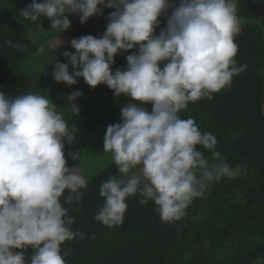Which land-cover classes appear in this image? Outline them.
I'll return each instance as SVG.
<instances>
[{
	"label": "clouds",
	"instance_id": "obj_1",
	"mask_svg": "<svg viewBox=\"0 0 264 264\" xmlns=\"http://www.w3.org/2000/svg\"><path fill=\"white\" fill-rule=\"evenodd\" d=\"M101 6L114 9L105 33L73 39L75 53L63 55L74 74L59 62L52 73L57 83L71 87L83 78L91 89L106 85L116 97L134 101L121 108L122 122L106 129L103 150L112 154L120 175L100 185L104 204L94 219L107 227L122 224L127 198L139 195L141 204L154 203L163 222L181 221L211 182L242 171L222 160L209 169L199 148L219 158L215 136L179 115L190 102L212 100L246 69L235 59L237 0H179L175 7L169 0H32L20 16L33 24L47 17L60 34L71 27L69 17L79 15L85 24L103 14ZM161 16H167V27L156 35ZM134 49L127 68L113 73L115 56ZM44 51L40 45L36 55ZM81 95L67 97L77 113L73 102ZM56 109L44 95L0 92V264H26L23 251L15 250L28 247L30 264H66L62 245L85 238L72 230L74 218L61 202H79L87 187L65 159V141L72 144L77 129Z\"/></svg>",
	"mask_w": 264,
	"mask_h": 264
},
{
	"label": "trees",
	"instance_id": "obj_2",
	"mask_svg": "<svg viewBox=\"0 0 264 264\" xmlns=\"http://www.w3.org/2000/svg\"><path fill=\"white\" fill-rule=\"evenodd\" d=\"M250 1L264 8V0ZM169 2L174 7L179 4V0ZM31 3L32 0H0V92L8 97L44 95L60 114L67 113L63 115L65 120L75 113L67 97L76 91L82 95L73 103L83 110L98 105H114L121 110L134 103L130 97H116L106 85L91 89L83 78L71 87L64 83L55 87L49 61L68 64L69 74H74L63 53L74 54L75 49L59 43L60 38L51 43L45 27L47 17L33 24L20 16ZM101 8L103 14L85 24L80 23L79 15L69 17L71 27L63 38L70 46L73 39L85 35L99 38L105 33L114 9ZM171 11L170 8L167 15ZM236 14L240 30L234 38L238 45L235 59L238 66L246 65V69L233 77L229 87L214 93L212 100L190 102L179 115L182 119L193 118L202 132L215 136L219 158L199 148L209 169L222 160L242 171L211 182L204 196L194 199L181 221L163 222L154 203L141 204L136 195L126 200L122 224L107 227L94 219L104 204L100 185L120 175L116 166H107L86 180L79 202L64 203L61 198L74 218L72 230L85 234L84 239L62 245V252L68 253L66 264H264V16L251 13L243 0H237ZM159 22L156 35L166 29L167 16H161ZM17 43L24 48H14ZM40 45L45 47L41 56L36 55ZM135 51L138 49L116 55L113 73L126 69V56ZM145 107L150 112L152 105ZM201 172L198 170V174ZM68 194L66 190L64 196ZM15 251H23L26 264H30L31 247Z\"/></svg>",
	"mask_w": 264,
	"mask_h": 264
},
{
	"label": "rangeland",
	"instance_id": "obj_3",
	"mask_svg": "<svg viewBox=\"0 0 264 264\" xmlns=\"http://www.w3.org/2000/svg\"><path fill=\"white\" fill-rule=\"evenodd\" d=\"M42 2L43 0L41 3ZM46 19V33H48L47 36L51 39V43L54 39L60 38L59 43L71 47L63 38V35L67 37V31L60 34L56 33L50 28L51 21L48 18ZM46 65H48V63H46ZM49 65L52 67V69L49 67L50 78L55 83L54 86L57 87L58 85L59 87L60 83L55 82L52 77L55 64L50 63L49 61ZM42 72L44 73L45 70H42ZM56 93H58V91H56ZM77 108L78 113L75 111V113L70 116L71 118L66 119L69 127L72 125L76 127L77 134L75 141L72 144L69 145L65 141V159L69 168L77 167L83 178L88 180L107 166H116L112 154L104 152L103 144L107 127L122 122L121 110L117 109L114 105H98L97 107L88 106V110H83V107ZM65 114L67 113H61L62 116ZM72 154H77L78 158L72 159ZM134 171L139 172V169L137 168Z\"/></svg>",
	"mask_w": 264,
	"mask_h": 264
},
{
	"label": "water",
	"instance_id": "obj_4",
	"mask_svg": "<svg viewBox=\"0 0 264 264\" xmlns=\"http://www.w3.org/2000/svg\"><path fill=\"white\" fill-rule=\"evenodd\" d=\"M246 2L247 4V8L248 10L255 14V15H259V16H264V8L258 7L257 5H255L252 1L250 0H243Z\"/></svg>",
	"mask_w": 264,
	"mask_h": 264
}]
</instances>
